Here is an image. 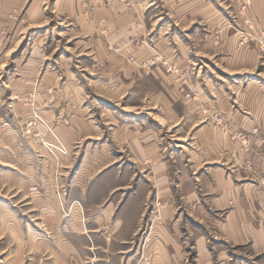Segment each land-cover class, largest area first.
Segmentation results:
<instances>
[{
  "label": "rangeland",
  "instance_id": "374dc122",
  "mask_svg": "<svg viewBox=\"0 0 264 264\" xmlns=\"http://www.w3.org/2000/svg\"><path fill=\"white\" fill-rule=\"evenodd\" d=\"M39 86L65 87L66 94L57 98L72 100L81 118L110 128L105 124L107 115H117L120 122L134 123V128L150 127L152 142L164 145L171 165L168 188L162 195L152 190L144 213L141 208L137 217L133 246L118 259L95 254L88 247L89 238L65 236L64 223L58 220L73 211L65 200L68 186L60 179L43 177L49 187L53 183L50 191L36 181L26 133L31 120L41 118L35 119L33 129L39 133L31 135L35 141L56 159L67 152L52 128L56 142L43 137L44 120L32 94ZM244 88L258 90L260 122L252 132L258 128L260 165L264 163L260 155L264 150V0H0V264H158L154 251L162 244L159 229L174 219V212L166 217L164 210L180 178L173 168L175 150L190 149L198 128L194 124L203 117L212 118L226 133L242 132L243 149L250 152L253 142H248L245 129L239 130L244 127L233 128L222 119V110L212 105L243 103ZM183 112L188 122L174 126ZM176 135L183 137L182 146L174 141ZM97 141L101 142L96 140L91 147ZM60 144L66 152L51 150V145ZM248 166H253L251 160ZM148 181L154 182L153 173ZM129 189L134 191L135 186ZM52 193L58 207L42 202L53 198ZM99 201L103 207L109 202L106 197ZM185 216L183 212L182 223L203 234L210 247L236 251L212 236L204 215L195 222ZM167 246L163 264H206L204 249L199 252L195 239L185 233L176 241L168 238ZM212 255L221 264L219 253ZM244 256L249 264H258V255Z\"/></svg>",
  "mask_w": 264,
  "mask_h": 264
},
{
  "label": "crops",
  "instance_id": "0c3cea01",
  "mask_svg": "<svg viewBox=\"0 0 264 264\" xmlns=\"http://www.w3.org/2000/svg\"><path fill=\"white\" fill-rule=\"evenodd\" d=\"M33 90L37 101L35 107L44 120L40 128L43 137L56 142L50 127L67 147V152L56 159L45 145L31 135L27 136L32 143L28 156L39 185L52 191L53 183L50 187L44 183L43 177H47L60 179L68 186L69 196L65 200L68 205H73V211L71 215L58 218L64 223L65 236L89 238L88 247L95 254H113L114 259L122 257L133 246L140 218L137 217L151 198L152 190L160 195L168 188L167 166L171 165H168L163 143L152 142L150 127L134 128V123L120 122L117 115H107L105 124L110 128L81 118L83 114L73 108L72 100L57 98L60 93L66 94L65 87L39 86ZM249 90H241L244 97L241 104L221 102V105H212L222 110L225 115L222 119L230 122L233 128L243 126L239 130L251 131L243 132L249 135L248 142H253L250 152L243 149L242 132L226 133L212 118L203 117H198L194 124L198 128L192 134L190 149L186 152L175 150L173 168L180 178L175 186L176 193L164 210L166 217L174 212V219L170 223L166 221L159 229L162 244L154 251L156 256L158 253V257L155 256L158 264L168 259L167 239L176 241L181 238V233L195 239L199 252L204 249L208 255L206 264H216L215 255H212L216 251L221 264H249L244 256L247 253L258 255V264H264V180H261L264 163L258 164V128L256 133L252 132V127H258L260 122L258 90ZM190 113L193 115L196 109L191 108ZM180 122H188L184 112L174 126ZM90 139L101 142L97 141L91 147L94 141ZM181 139L183 137H174V141L182 146ZM19 149L22 150L20 146ZM183 152L187 153L185 159ZM260 155L264 157V150ZM249 160L253 166H248ZM152 173L154 182L150 183ZM131 186H135L134 191L129 189ZM52 195L54 197L50 199L42 198V202L49 207H58L59 203ZM104 197L109 202L103 207L99 200ZM181 207L189 221L195 222L204 215L212 236L221 239L227 247H235L236 251H229V248L218 251L215 246L210 247L203 234L182 223L183 212L177 216ZM101 239L105 241L101 242ZM69 247L74 248L73 245ZM177 253L178 250H174V254Z\"/></svg>",
  "mask_w": 264,
  "mask_h": 264
},
{
  "label": "built area",
  "instance_id": "2783aa9c",
  "mask_svg": "<svg viewBox=\"0 0 264 264\" xmlns=\"http://www.w3.org/2000/svg\"><path fill=\"white\" fill-rule=\"evenodd\" d=\"M182 90H184V88H182ZM185 95H186V97H191L192 95H191V93H185ZM36 120H38V119H41V118H35ZM35 119H33V120H31L29 123H28V127H27V129H26V133H28V134H30V135H34V136H39V133H37L36 132V130L35 129H33V127H35L36 126V120ZM60 145H62V146H52L51 145V150L52 151H54L55 152V150L57 149V151H59V152H62V153H64V152H66V147L65 146H63V144H60ZM56 148V149H55ZM151 264V263H150Z\"/></svg>",
  "mask_w": 264,
  "mask_h": 264
}]
</instances>
